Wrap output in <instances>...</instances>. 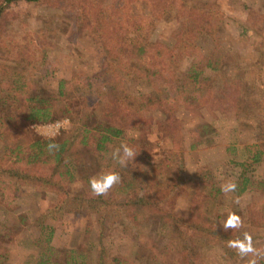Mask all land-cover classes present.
<instances>
[{
	"label": "trees",
	"instance_id": "trees-1",
	"mask_svg": "<svg viewBox=\"0 0 264 264\" xmlns=\"http://www.w3.org/2000/svg\"><path fill=\"white\" fill-rule=\"evenodd\" d=\"M170 1L0 0V223L15 225L13 213L16 223L26 218L16 209L24 188L32 199L51 195L34 213L37 235L24 241L35 252L23 264H119L102 244L110 223L129 230L136 240L130 254L145 264H212L210 255L219 264H264V32L253 27L257 77L245 76L246 67L232 76L221 71L226 24L217 8L193 0L169 7ZM19 2L28 8L15 9ZM33 4L42 21L23 28L32 24ZM67 5L65 40L88 37L95 49L86 60L73 48L65 72L51 17ZM173 16L178 27L168 40L156 39L157 23ZM120 22L141 26L139 39L120 30ZM19 33L22 39L12 38ZM200 36L211 40L208 52ZM182 57H190L183 68ZM202 105L221 116L193 119ZM183 110L188 126L178 120ZM60 116L72 117L60 134L31 132V123ZM230 117L239 122L228 123ZM217 133L234 168L232 192L238 201L247 194L243 204L224 201L211 167L187 172L186 138L194 148L213 143ZM183 191L186 215L175 211ZM66 213L86 218L84 236L58 248L50 220ZM93 213L95 238L89 236ZM242 216L249 224L261 218V228L244 236ZM9 253L0 240V264Z\"/></svg>",
	"mask_w": 264,
	"mask_h": 264
},
{
	"label": "rangeland",
	"instance_id": "rangeland-1",
	"mask_svg": "<svg viewBox=\"0 0 264 264\" xmlns=\"http://www.w3.org/2000/svg\"><path fill=\"white\" fill-rule=\"evenodd\" d=\"M176 0H173L175 2ZM192 1V0H191ZM194 2H207L213 6H215L218 10V13L222 15L224 22L226 24V35L222 38L221 42L224 47V54L221 58V71L225 72L229 75H236L238 69H243L246 67L245 76L250 78L257 77V65H251L252 63H256L257 55L255 54L254 46L255 42L258 39L257 35L253 33V27L259 28L260 31L264 32V0H193ZM173 2L170 1L169 7L173 6ZM32 10L28 17V20L32 23L30 26L24 24L23 28H30L32 25L39 24L42 21L41 15L36 18L37 12L40 11V6L30 5ZM26 4L23 2H19L15 9L21 11L26 10ZM49 8H43V10H49ZM71 8L70 5L65 6L63 9L61 8V12H53L52 13V23L51 27L57 29L56 33H54V40L57 42V47L61 46L59 52L63 53V56L60 58V68L65 72H68V67L71 64V57H73L72 49L77 48L81 52H83V59L89 60L90 50L95 49L94 42L90 40L88 37L79 38L76 41L65 40L64 32H65V24L64 20H67L66 12ZM41 11V12H42ZM11 20H15L12 14L9 15ZM179 19L177 16L170 17L168 20H160L157 23V31L155 33V38L161 41L168 40L171 32L178 27ZM248 23L250 28L245 29L244 25ZM247 24V25H248ZM118 27L120 30H124L130 36L136 35V40L139 39L137 33L142 30V27L139 25H133L126 22L118 23ZM12 28H9L8 32H13ZM12 38L22 39L21 33ZM198 43L200 44L202 50L204 52H208V50L212 46L211 40L209 37L200 36L198 38ZM138 44V43H137ZM1 53V51H0ZM229 53V56H228ZM2 54H0L1 56ZM3 55L8 57L13 56L12 53L9 52L4 53ZM3 56V57H5ZM190 57H182L180 59V66L183 68L188 63ZM255 61V62H252ZM264 73V62H262ZM213 70L211 71V73ZM220 73L219 71H217ZM215 113L211 114V110L202 105L200 110L198 111V115L200 117H194L193 119H207L211 120L214 117L221 116L217 111L214 110ZM188 111L183 110L179 113V118L182 122V125L188 126ZM68 117V121L63 122L62 125L53 126L52 124L58 119ZM234 119L235 122H239L236 118L230 117L228 119L231 121ZM241 122V121H240ZM72 123V117L70 116H60L55 118L52 121L45 122H36L30 124L31 132L45 135V136H55L60 134V132L67 128ZM193 121H190L192 124ZM244 124H247L243 122ZM41 125V126H40ZM43 125V126H42ZM242 125V124H240ZM191 126V125H190ZM243 127V126H242ZM250 127L247 128L249 130ZM252 135V132H250ZM250 134L247 136L250 137ZM214 136V135H213ZM158 137V136H157ZM190 138V137H188ZM186 138L187 141H184L183 153L185 158V166L187 172L192 173L196 169L209 166L212 169V173L215 178L219 181V183L223 186L224 201L230 203L240 202L243 204L245 200H247V194L243 196L242 200L238 201L235 195L232 192V180L234 177V168L233 165L226 161V153L224 150V145L227 143L223 134H215L214 142L209 144L202 142L198 146L191 148L189 147L190 139ZM157 144L165 145V141L162 137L156 138ZM247 140V139H246ZM232 166L228 170L226 167L229 164ZM258 172V170H256ZM259 195L260 193L257 192ZM31 192L28 189H23L18 197V206L16 209L17 212H22L21 214H26V218L23 221H18L16 213L14 214L15 225L9 223L7 226L0 223V231L4 233V236L0 235V240L7 244L10 248V253L8 255V259L4 264H23L25 258L30 252H35L33 246L29 245L28 240L24 241V238L27 239L26 236L35 237L37 235V229L35 228L32 220L34 217V213L38 212V210L42 209L47 202L50 200L51 195L48 193L36 196V199L33 197L32 199ZM36 195V193H35ZM187 192H182L176 199L175 203V211L179 214L186 215L188 213L186 200H187ZM233 200V201H232ZM223 201V200H222ZM19 212V213H20ZM28 215V216H27ZM98 214L93 213L91 216V221L93 223V229L90 233L91 238H95L97 232L99 231V220ZM243 225L241 226L240 232L244 236H248L249 234H254L255 229L261 228L256 227L260 226L262 223L261 218L254 217L252 219V223L245 219L243 216ZM50 223L54 228V234L52 243L54 246L58 248L64 247H73L78 244V242L84 236V224L86 223V218L84 216H77L72 213H66L63 216L51 219ZM14 229V230H13ZM254 231V232H253ZM103 241L102 244L106 247V251L108 254H114L119 258V264H145L143 261L138 260L131 256L130 252L136 246V240H134V236L127 231H122L118 226L114 224H109L103 231ZM257 237V236H256ZM23 239V240H22ZM258 239V238H256ZM212 257V264H219L218 259L215 256L210 255ZM238 264L241 262L237 261ZM227 264H230V260Z\"/></svg>",
	"mask_w": 264,
	"mask_h": 264
},
{
	"label": "built area",
	"instance_id": "built-area-1",
	"mask_svg": "<svg viewBox=\"0 0 264 264\" xmlns=\"http://www.w3.org/2000/svg\"><path fill=\"white\" fill-rule=\"evenodd\" d=\"M65 121H66V122L68 121V117L61 118L60 120L57 119L52 125L55 126V127H56V126L59 127V126L62 125V123L65 122ZM40 126H41V125H40ZM42 126H43V125H42Z\"/></svg>",
	"mask_w": 264,
	"mask_h": 264
}]
</instances>
